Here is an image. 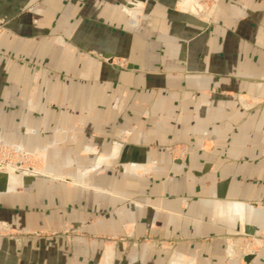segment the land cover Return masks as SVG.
Instances as JSON below:
<instances>
[{"label":"crops","instance_id":"0c3cea01","mask_svg":"<svg viewBox=\"0 0 264 264\" xmlns=\"http://www.w3.org/2000/svg\"><path fill=\"white\" fill-rule=\"evenodd\" d=\"M196 3L0 0V140L66 153L98 189H0L10 228L96 236L0 238V264H264L242 252L264 238V0Z\"/></svg>","mask_w":264,"mask_h":264},{"label":"rangeland","instance_id":"374dc122","mask_svg":"<svg viewBox=\"0 0 264 264\" xmlns=\"http://www.w3.org/2000/svg\"><path fill=\"white\" fill-rule=\"evenodd\" d=\"M199 3L203 6V12L210 15V12L216 6L217 0L212 2V0H199ZM205 5V6H204ZM116 64L121 68H125V61L118 60ZM122 106L117 105L118 109H121ZM13 145H18L8 143L5 140H0V168L2 171L7 170L9 166H17L21 168H32L34 171L41 172L39 177H26V178H42L57 180L62 182H70L77 184L79 186H85L88 188L96 187L90 186L88 183H85L83 176L87 175V171L79 170L77 165L71 166V161L69 162V155L66 153L53 154L48 153L43 149V151L31 152L25 147L28 154L23 155L17 153L13 150ZM178 149L182 147L173 146L168 147L167 150L171 154L179 157L183 155L178 152ZM183 150V149H182ZM5 164V165H4ZM55 172L59 173V176L55 175ZM13 176V175H12ZM15 177V176H14ZM18 178V177H17ZM98 190V189H97ZM86 223H80L78 226H66L62 229H23V228H10L6 226L2 221H0V238L7 239L12 241L17 245H23L26 241L32 242H53L59 239H64L66 241H82L83 243H90L96 236H90L82 232V228ZM232 245H236V239L233 238L230 241ZM155 247L159 249H164L165 245L163 241H156L154 243ZM231 246V245H230ZM244 247V245H243ZM264 248V238H259L256 241L251 242L248 246L242 249L243 254L248 252L252 253Z\"/></svg>","mask_w":264,"mask_h":264},{"label":"water","instance_id":"95a60500","mask_svg":"<svg viewBox=\"0 0 264 264\" xmlns=\"http://www.w3.org/2000/svg\"><path fill=\"white\" fill-rule=\"evenodd\" d=\"M203 9H202V7H201V5L200 4H198V3H196V8H195V11L197 12V11H202ZM212 12V11H211ZM210 12V13H211ZM13 150L15 151V152H17V153H21V154H23V155H27L28 154V152L25 150V149H23V147L22 146H20V145H13ZM8 172L11 174V175H14V176H16V177H18V178H26V177H39V176H41V172H36V171H34L32 168H28V169H25V168H21V167H17V166H9L8 167ZM242 230V226L241 225H238L237 226V231H241ZM247 234H249V235H254V232L251 230H247L246 229V231H245ZM233 244V243H232ZM228 254L231 256V255H233L234 254V251H233V248H232V246H230L229 247V249H228ZM252 259V257L250 256V257H245V262H249L250 260Z\"/></svg>","mask_w":264,"mask_h":264},{"label":"bare ground","instance_id":"6f19581e","mask_svg":"<svg viewBox=\"0 0 264 264\" xmlns=\"http://www.w3.org/2000/svg\"><path fill=\"white\" fill-rule=\"evenodd\" d=\"M16 178V176H12L7 170L2 171L0 168V189H6L11 183L15 181Z\"/></svg>","mask_w":264,"mask_h":264},{"label":"built area","instance_id":"2783aa9c","mask_svg":"<svg viewBox=\"0 0 264 264\" xmlns=\"http://www.w3.org/2000/svg\"><path fill=\"white\" fill-rule=\"evenodd\" d=\"M214 1H216V0H212V2H214ZM205 6V5H204Z\"/></svg>","mask_w":264,"mask_h":264}]
</instances>
